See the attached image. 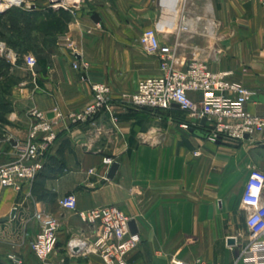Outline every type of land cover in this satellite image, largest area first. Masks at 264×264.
<instances>
[{
  "label": "crops",
  "instance_id": "0c3cea01",
  "mask_svg": "<svg viewBox=\"0 0 264 264\" xmlns=\"http://www.w3.org/2000/svg\"><path fill=\"white\" fill-rule=\"evenodd\" d=\"M35 2L42 6L30 14L36 25H18V64L0 57V163L12 160L17 140L27 137L31 109L43 111L57 135L31 184L0 186V260L9 263L14 253L20 264H40L31 242L40 230L35 214L46 211L62 224L55 264H105L98 255L67 256L65 248L71 236L90 230L78 211L116 205L142 239L130 264H234L249 232L241 195L252 168L264 170V134L218 143L201 119L193 121L177 104L137 108L123 96L161 72L159 58L140 42L143 30L153 28L162 43L177 46L178 67L199 57L212 70L231 71L230 79L263 96L251 98L246 109L264 115V3L82 0L53 10L49 0ZM61 34L71 45L60 43ZM29 54L37 58L33 71L25 63ZM100 82L111 87V109L74 124L68 115L92 102V84ZM105 157L119 164L113 178L114 163L105 166ZM69 194L77 196V210L60 205Z\"/></svg>",
  "mask_w": 264,
  "mask_h": 264
},
{
  "label": "built area",
  "instance_id": "2783aa9c",
  "mask_svg": "<svg viewBox=\"0 0 264 264\" xmlns=\"http://www.w3.org/2000/svg\"><path fill=\"white\" fill-rule=\"evenodd\" d=\"M264 3V0H261ZM82 0H49L48 8L59 10L72 8ZM6 5V6H4ZM31 11L35 3L29 0H0V11L13 6ZM4 6V7H3ZM59 41L71 45L68 34L59 35ZM143 50L160 60L158 75L140 79L136 89L125 93L123 99L137 108H169L172 104L189 112L191 118H207L208 136L217 141L238 143L245 139L256 140L264 134V115H256L246 109V103L254 92L243 84L230 79L231 71H215L202 58H193L185 67L177 66L178 49L176 45L162 43L153 28L143 30L140 36ZM0 57L11 65H17L20 53L7 41H0ZM27 67L33 71L37 58L25 55ZM76 69L79 63H74ZM93 100L81 110L68 116L74 124L92 121L98 114L111 109V87L106 83H93ZM192 92L199 94L193 97ZM60 117L62 114L59 112ZM33 118L27 137L16 142L15 157L0 163V186L22 190L31 184L45 167L46 154L56 139L53 122L38 109H31ZM248 135V137H246ZM264 143V141H263ZM196 155L200 151L195 152ZM105 166L114 163L113 158L105 157ZM91 169L90 172H93ZM67 209L77 210L78 199L75 194L64 196L59 201ZM241 204L247 211L248 240L234 264H264V170L253 167L241 195ZM89 232L71 236L66 244L65 255L88 258L98 255L105 264H130L128 256L139 247L141 236L132 232L131 217L119 206L108 205L78 211ZM35 218L40 223L37 237L31 242V249L40 264H55L53 256L59 249L61 222L57 216L46 211H38ZM239 232L237 237H242ZM9 263L20 264L14 253L8 255ZM175 264H191L176 261Z\"/></svg>",
  "mask_w": 264,
  "mask_h": 264
},
{
  "label": "rangeland",
  "instance_id": "374dc122",
  "mask_svg": "<svg viewBox=\"0 0 264 264\" xmlns=\"http://www.w3.org/2000/svg\"><path fill=\"white\" fill-rule=\"evenodd\" d=\"M30 2L35 3V7L33 9L38 10L42 8L41 4L39 3L37 4L35 0H29V3ZM18 9H21V7L15 5L9 9H5L4 10L5 12L11 11L8 12L10 14L6 15L5 17L4 16L0 17V32H1L0 41L5 40L8 43L10 41L13 44L15 43L16 46H18V25L20 22H23V20H21V18L18 17V12H19ZM14 48L17 47L14 46Z\"/></svg>",
  "mask_w": 264,
  "mask_h": 264
},
{
  "label": "water",
  "instance_id": "95a60500",
  "mask_svg": "<svg viewBox=\"0 0 264 264\" xmlns=\"http://www.w3.org/2000/svg\"><path fill=\"white\" fill-rule=\"evenodd\" d=\"M92 17H93V19H94L96 22H99V21H100V17L98 16V14H94ZM257 97H259L260 99H263V96H256V95H254L252 98H257ZM177 105H178V104H177ZM178 106H179V105H178ZM193 121L196 122L197 119H193ZM206 122H207V118H206V117H203V118L201 119V124H202V125H206ZM194 131H195L196 134H198V135H200V136H204V135H205L201 130H194ZM246 137H248V135H247ZM217 142L220 143V142H222V140H221V139H218ZM118 167H119V164H118V163H114V164L112 165V167H111V169H110V172H109V174H108V176H109L110 178H113V177H114V175H115V173H116ZM15 213H16V210L14 209V210L12 211L10 217L15 216ZM8 219H9V217H5V218L2 219V221L8 220ZM130 227H131L132 232H137L136 227H135V221H134V220H132V221L130 222ZM229 241H230V242H234V238H231Z\"/></svg>",
  "mask_w": 264,
  "mask_h": 264
},
{
  "label": "trees",
  "instance_id": "16d2710c",
  "mask_svg": "<svg viewBox=\"0 0 264 264\" xmlns=\"http://www.w3.org/2000/svg\"><path fill=\"white\" fill-rule=\"evenodd\" d=\"M18 11H19V13H18V17H20L21 18V20H23V23H25V25H26V29L27 30H30L33 26H35L36 24L34 23V21L32 22V20H33V18H31L30 16V14L31 13H35V12H37V10L36 9H33L31 12H27V11H25L24 9H18ZM52 11L53 10H50L49 12H51L50 14H52ZM0 17H2V15H0ZM52 23L55 25H58L57 24V22H54V21H52ZM40 26H43V23L40 25ZM0 36H1V32H0ZM9 43H10V45H12L13 47L15 46L16 47V45H15V43L13 44L12 42H10L9 41ZM17 49V48H16Z\"/></svg>",
  "mask_w": 264,
  "mask_h": 264
}]
</instances>
